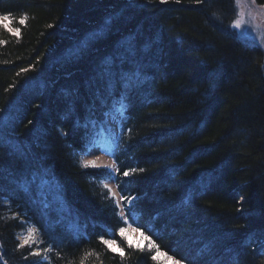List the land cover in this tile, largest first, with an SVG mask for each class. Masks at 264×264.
<instances>
[{"label": "trees", "instance_id": "trees-1", "mask_svg": "<svg viewBox=\"0 0 264 264\" xmlns=\"http://www.w3.org/2000/svg\"><path fill=\"white\" fill-rule=\"evenodd\" d=\"M237 13L236 0H0L20 30L0 22V264H264V54ZM119 107L113 173L82 155ZM111 176L159 251L122 234Z\"/></svg>", "mask_w": 264, "mask_h": 264}, {"label": "rangeland", "instance_id": "rangeland-1", "mask_svg": "<svg viewBox=\"0 0 264 264\" xmlns=\"http://www.w3.org/2000/svg\"><path fill=\"white\" fill-rule=\"evenodd\" d=\"M238 13L237 18L235 20L241 21V29L236 31L239 36L246 42L250 44L259 45L264 52V5H256L253 0H236ZM243 35H240V33ZM121 114L119 112H115L110 117H107V124L110 128L108 135H106L103 140L99 142H94L88 151L82 155V160L86 163L88 161H92L94 163L88 164L92 167H101L110 170L111 172H115V163L112 160L111 156L106 153L105 150H111L115 145H117V135L119 134V120ZM112 176L110 179L103 181V184L109 189L110 193L114 196L117 206L119 207V213L121 217L125 221V225L123 226L122 234L132 243L138 245L139 247H147L150 250H154L155 247L152 248V243L148 239H145V236L141 234L138 230L131 227V225L126 221V218L123 213L122 208V199L120 197L119 192L117 191ZM38 233L35 228L29 227L25 232L19 234L17 238L24 243V240L27 239L28 243H34L37 239ZM111 247H115L114 243L109 244ZM155 248V249H154ZM49 249L45 250L42 259H47ZM159 256L162 258L164 263L166 264H174V261L161 252H155V256Z\"/></svg>", "mask_w": 264, "mask_h": 264}, {"label": "snow or ice", "instance_id": "snow-or-ice-1", "mask_svg": "<svg viewBox=\"0 0 264 264\" xmlns=\"http://www.w3.org/2000/svg\"><path fill=\"white\" fill-rule=\"evenodd\" d=\"M197 2H199V0H197ZM253 2H255V0H253ZM26 21H27V16L26 15H22L19 18V23L22 24V25L25 24ZM0 22H5V23H3V27H5L8 31L13 32L17 36H19L20 30L18 28L9 27V24L11 23L10 14L0 15ZM241 26L242 25H241V21L240 20L233 21L232 27L234 29L240 30L241 29ZM50 27H51V25H50ZM240 35H243V33L241 32ZM2 43H4V41H0V44H2ZM22 71H24V70H22ZM113 95L115 96V94H113ZM122 100H123V97L117 98V103H120V101H122ZM86 163L91 164V163H94V162L88 161ZM132 171H135V170H132ZM140 171H143V169H141ZM124 175L127 176L128 175V172H125ZM121 198L123 199V197H121ZM129 199H131V197H129ZM121 232H123V229H121ZM145 239H148V238L145 237ZM103 242L105 244H111V243H113L112 241H108V240H104ZM24 243L27 244L28 243V240L25 239L24 240ZM152 247H155L156 250L159 251V248L156 245L152 244ZM33 254L34 255H37V256L40 255L39 252H34ZM164 255H165L166 258H168L166 254H164ZM154 259H155V257H154ZM174 264H180V261L174 260Z\"/></svg>", "mask_w": 264, "mask_h": 264}, {"label": "bare ground", "instance_id": "bare-ground-1", "mask_svg": "<svg viewBox=\"0 0 264 264\" xmlns=\"http://www.w3.org/2000/svg\"><path fill=\"white\" fill-rule=\"evenodd\" d=\"M237 18V17H236ZM253 45H257V44H253ZM259 46V45H258ZM263 54H264V52H263ZM30 227H32V226H30ZM34 227V226H33ZM35 228V227H34Z\"/></svg>", "mask_w": 264, "mask_h": 264}]
</instances>
